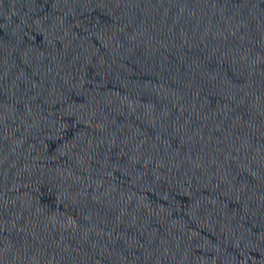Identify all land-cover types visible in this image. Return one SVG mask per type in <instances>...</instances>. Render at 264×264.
I'll return each instance as SVG.
<instances>
[{
  "label": "water",
  "instance_id": "1",
  "mask_svg": "<svg viewBox=\"0 0 264 264\" xmlns=\"http://www.w3.org/2000/svg\"><path fill=\"white\" fill-rule=\"evenodd\" d=\"M0 264H264V0H0Z\"/></svg>",
  "mask_w": 264,
  "mask_h": 264
}]
</instances>
